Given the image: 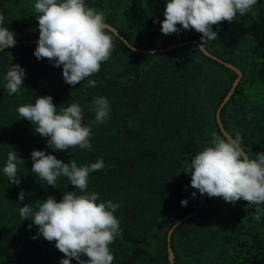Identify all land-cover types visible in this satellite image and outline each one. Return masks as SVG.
Wrapping results in <instances>:
<instances>
[{"label":"trees","instance_id":"16d2710c","mask_svg":"<svg viewBox=\"0 0 264 264\" xmlns=\"http://www.w3.org/2000/svg\"><path fill=\"white\" fill-rule=\"evenodd\" d=\"M35 2L0 0V13L5 17L0 26L13 31L16 39L14 47L0 51V60L11 54L25 56L34 52L37 41H29L39 38ZM124 2L85 0L87 5L101 9H117ZM166 3L167 0H127L122 10L123 26L113 23L112 17L106 23L117 27L130 44L155 48L143 47L137 40L142 31L161 27ZM213 31L217 38L212 42L225 52L237 51L248 38L254 42L249 57L251 75L238 84L228 102L240 93L245 95L247 86L256 88V99L250 100L254 105L251 117L240 120L242 128L230 130L224 119L226 105L221 115L232 137L239 132L242 146L250 158H255L264 152V8L257 14H237L232 22L213 25ZM110 35L114 43L111 57L101 64L98 73L74 86L65 83L63 67L53 65L25 71L23 85L16 94L9 95L6 86H0V264H21L19 253L34 250L38 243V226L31 219L22 220L21 207L30 204L35 211L49 196L59 202L68 191L81 194L67 177H58L53 187L32 173L33 150H44L65 163L74 159L78 166L103 160L105 167L90 173L87 190L99 193L101 201L119 203L114 215L120 221L122 234L110 245L112 264H171L167 234L175 224V264H264V228L257 227L264 226V215L260 220L252 219L256 208L264 205L241 199L230 208L232 214L228 216L234 222L228 223L216 209L213 197L208 196L193 217L180 222L199 207L203 196L191 186V173L185 172L192 158L205 147L202 139L191 134L202 127L203 121L210 122V107L206 115L202 114L199 99L191 90L202 76L203 67L198 58L183 52H197L232 72L234 78L237 73L206 56L196 44L157 53V62L145 68V58L154 53L134 51L113 32ZM192 39L201 41L194 29L184 41ZM90 79L97 82L95 87L88 86ZM228 91L229 87L225 88L215 101L211 119L222 137L216 111ZM45 95L52 96L57 111L72 103L81 105L84 123L91 125V151L78 146L54 150L48 147V138L41 137L30 121L19 116V106L34 104L36 98ZM97 97L107 98L110 104V116L100 124L94 122L95 113L90 107ZM10 151H16L19 157L18 185L11 184L3 172ZM21 190L26 192L22 201ZM185 199L186 206L181 204ZM174 210L180 211L177 219L173 218Z\"/></svg>","mask_w":264,"mask_h":264},{"label":"clouds","instance_id":"9594fccd","mask_svg":"<svg viewBox=\"0 0 264 264\" xmlns=\"http://www.w3.org/2000/svg\"><path fill=\"white\" fill-rule=\"evenodd\" d=\"M258 0H167L164 6V20L161 31L165 35L194 29L201 33V41L217 38L213 25L223 21L232 22L237 14L244 16L252 11ZM34 11L38 15L39 38L34 50L39 60L47 58L55 67H63V79L69 85H76L100 71L114 51L110 25L105 14L86 5L85 0H36ZM0 13V25L4 23ZM14 32L0 26V51L14 47ZM25 70L19 64H12L6 73V89L9 95L16 94L23 85ZM94 79L88 80L89 87H95ZM95 113L94 122L103 123L110 116L107 98L97 97L90 105ZM21 118L34 125L35 132L46 137L48 147L64 151L70 148L92 150L91 125L83 120V108L72 103L57 111L51 95L40 96L34 104L17 108ZM18 155L10 151L4 174L11 184L18 185ZM31 171L47 185L56 187L58 177H67L76 191L66 192L62 199L49 196L33 210L30 204L20 208L22 220L31 219L38 226V234L49 242L55 241L56 248L64 254L60 264H112L114 255L110 245L122 234L120 221L114 215L119 203L101 201L99 193L88 191L89 175L105 167L102 159L90 165L78 166L72 159L68 163L44 150L31 152ZM191 173V186L201 195L223 198L235 204L243 199L248 204L264 205V152L250 158L242 146L239 132L235 137H222L212 133L211 142L192 158L186 171ZM26 195L19 193L22 201ZM193 197L196 193H192ZM188 201L182 200V205ZM264 208L257 207L252 216L260 220ZM32 224H29V228ZM36 237L34 236L33 239ZM86 256L87 259L81 257Z\"/></svg>","mask_w":264,"mask_h":264},{"label":"rangeland","instance_id":"374dc122","mask_svg":"<svg viewBox=\"0 0 264 264\" xmlns=\"http://www.w3.org/2000/svg\"><path fill=\"white\" fill-rule=\"evenodd\" d=\"M125 2H127V0H125ZM125 2L117 9H101L89 6L87 4L86 5L95 8L97 11L104 12L105 21L109 17H112L113 23L118 26H123L122 10L125 6ZM260 8H264V0H258L252 11L254 12V14H257V11ZM178 27L180 28V32L178 34L173 33L170 35L163 34L161 31V27L146 29L140 33V37L138 38L137 43H139L143 47L154 46L155 48H162L170 44L184 41L185 37L193 30H184L180 25H178ZM196 34L201 40L202 34L198 32H196ZM200 42L206 49H208L209 51H213L216 56L218 55V57L220 56V58L222 57V59L225 58V61L235 65L236 67H241H238L242 72V77L239 83L249 78L253 69L252 60L249 59L254 46V42L251 38H248L235 52H225L217 44L213 43L212 40H208L205 43H203L202 41ZM183 53L187 56H194L193 58H198L203 67L202 76L200 77L199 81L192 86L191 90L194 96L199 99V110L202 114L205 112L206 115L207 110L210 107V122L207 124L203 121L202 127L199 130H195L191 134V136H196L202 139L206 147L211 142L212 133L216 132L217 134H219L215 128L213 121L211 120L215 107V101L219 99L221 93L225 88L229 87V90L231 89L236 78H234L232 72L207 58H203L199 54L197 55V52L184 51ZM123 57L127 59V56ZM158 58L159 55L157 53H154L152 56H147L144 60V67L149 68L151 65L157 62ZM12 64H19L22 68H24L25 71L40 66L53 65V63L50 62L47 58L38 60L35 57L34 52H30L25 56L19 54H11L8 58L0 60V86H6L7 81L5 79V76ZM249 88L251 90H249ZM257 92L258 91L256 88L253 89L247 86V93L245 95L240 93L234 98L233 101L226 104L224 119L227 122L230 130L237 126L241 127L242 125L240 120L244 119L245 116H247L248 119L251 117L254 105L251 104L250 100L252 101L256 99L255 97L257 96ZM213 201L216 203V209L221 212L222 216L228 219V223H233L234 221L229 218L228 215L232 214L230 208H232L237 203L235 202V204H232L224 201L223 198L217 197H213ZM239 211L244 214L243 210ZM179 214V210H174L173 218L177 219L179 217ZM244 220L246 219L243 218L242 221ZM237 225H239V223H237ZM257 227L264 228V226L261 225H257ZM18 257L21 261V264H60V261L62 260V258H64V254L56 248L55 241L49 242L42 236V234H38V243L37 245H35V249H27L23 253H19ZM81 258L85 260L87 259V257L83 255ZM71 264H78V261L72 259Z\"/></svg>","mask_w":264,"mask_h":264},{"label":"water","instance_id":"95a60500","mask_svg":"<svg viewBox=\"0 0 264 264\" xmlns=\"http://www.w3.org/2000/svg\"><path fill=\"white\" fill-rule=\"evenodd\" d=\"M108 25H110V31L113 32L116 36L120 37L121 39H123L126 44H128V46L133 49L134 51H137V52H142V53H162V52H170V51H173L175 49H179V48H182L184 46H187V45H191V44H196L201 50L202 52L212 58L213 60H216L218 61L219 63L225 65L226 67L232 69L233 71H235L237 73V77L235 79V81L233 82V85L231 87V89L229 90V92L227 93V95L225 96V98L223 99V101L220 103V105L218 106L217 108V111H216V120H217V123H218V126L220 128V131L221 133L223 134L224 137H227V136H231L232 135L229 133V131L225 128L224 126V123L222 121V115H221V112H222V109L224 108V106L228 103V101L230 100L231 96L233 95V93L235 92L240 80H241V77H242V72L241 70L236 67L235 65L223 60L222 58L216 56L215 54H213L212 52H210L208 49H206L204 47V45L199 41V40H185V41H181V42H178V43H174V44H170L168 46H165V47H162V48H150V49H143V48H138L132 44H130L125 38L124 36H122L120 34V31L118 30L117 27H115L114 25L112 24H109L107 23ZM38 41L37 40H30L29 42L31 43H34ZM208 197L207 194H204L200 200V203H199V207L192 213L188 214L187 216H185L184 218H182L180 220L181 221H186L187 219L193 217L199 210L200 206L203 205L204 201L206 200V198ZM178 224H175L168 232L167 234V249H168V257H169V260L171 262V264H175V253H174V250H173V247H172V235H173V232H174V229L175 227L177 226Z\"/></svg>","mask_w":264,"mask_h":264}]
</instances>
